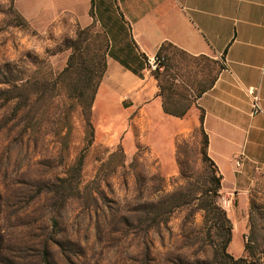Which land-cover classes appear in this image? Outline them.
Returning a JSON list of instances; mask_svg holds the SVG:
<instances>
[{"label":"rangeland","instance_id":"rangeland-1","mask_svg":"<svg viewBox=\"0 0 264 264\" xmlns=\"http://www.w3.org/2000/svg\"><path fill=\"white\" fill-rule=\"evenodd\" d=\"M29 5L32 22L19 8ZM50 5L0 0V264H178L208 258V249L185 239L200 226L199 212L187 222L185 208L169 219L161 209L156 220L153 210L187 184L201 183L202 149L207 153L203 111L196 118L191 111L197 109L195 95L225 68L223 60L211 51L192 55L164 42L156 53L170 45L160 51L164 62L157 80L152 69L135 73L105 52L110 43L101 23L108 28L114 19L108 9L126 21L118 0H95L92 23L73 31L66 28V15L51 22ZM113 32L116 47L129 41L128 34ZM81 52L84 59H105L91 108L90 144L81 108L72 106L60 76L71 54ZM108 58L137 80L153 81L163 117L147 101L136 106L130 96L119 100L120 89L111 84L97 98ZM158 83L169 85L171 94ZM165 95L188 105L183 117L164 112ZM79 159L80 172L68 173ZM236 161L222 169L213 162L222 175L217 201L232 225L227 252L244 259L240 264H264V163L237 167ZM147 213L149 219L140 221ZM247 237L252 258L244 251Z\"/></svg>","mask_w":264,"mask_h":264},{"label":"crops","instance_id":"crops-1","mask_svg":"<svg viewBox=\"0 0 264 264\" xmlns=\"http://www.w3.org/2000/svg\"><path fill=\"white\" fill-rule=\"evenodd\" d=\"M50 3L54 16L51 22L62 21L61 16L66 15V28L72 31L92 23L91 0ZM118 4L134 41L149 58L164 42L192 55L211 51L223 57L225 68L213 87L198 99L191 117L203 111L207 153L219 169L231 167L234 157L241 154L242 165L264 163V0H118ZM30 7L19 8L32 22ZM146 80L123 72L116 61L108 58L107 74L97 98L111 84L120 89L119 100L122 95L130 96L136 106L147 101V108L163 117L160 101L154 98L155 85ZM250 86L259 88L262 108V113L253 116L247 95Z\"/></svg>","mask_w":264,"mask_h":264},{"label":"trees","instance_id":"trees-1","mask_svg":"<svg viewBox=\"0 0 264 264\" xmlns=\"http://www.w3.org/2000/svg\"><path fill=\"white\" fill-rule=\"evenodd\" d=\"M94 2L95 0H91V16ZM108 11L113 12L114 19L108 28L101 23V26L103 27V30L110 43L106 46L105 52L107 54H112L113 58L118 60L124 67L132 70L135 73L139 72V69H152L149 64V57L144 53L139 52L134 40L132 39L130 26L126 21H124L123 16L119 13L117 16H115V13L117 12L116 10L113 11L112 9H108ZM99 21L101 22V20ZM113 31L119 33L123 32L124 36H127L128 34L129 41L126 42L123 47H121V42L119 43L120 47H116L118 44L115 43L116 40L114 39L116 38V35ZM82 34H84V31L79 32L77 34V38L81 37ZM164 45L170 44H163L159 51L154 55L157 65L155 69H152L151 73L157 80L161 75L159 70L163 67L164 61L160 51ZM133 50H136L138 53H134ZM84 51H86V49ZM121 55L125 56L121 57ZM83 56L84 55H82V52L72 53L67 66L62 71L60 76L62 79L61 85L63 84L62 86H65L64 88H66L68 98L72 100V106L77 105L81 108V114L85 121V137L87 144H90L93 137V128L90 123L91 108L98 83L101 79L103 71L105 70V59L103 57L101 59H96L94 55L89 59L86 57L84 59ZM222 58L223 57H221V59ZM137 65H139V67H137ZM62 77L64 80H67L64 81ZM67 81L68 83L65 84ZM215 82L216 79H214L207 88L196 94L195 99H199L205 92L210 90ZM158 86L159 88L166 90L165 93L171 94L169 85L158 83ZM165 96V100L163 101L164 112L174 117H183L186 113L188 105L185 107L179 103L180 101L168 99L169 96ZM202 121L203 113H201L200 116V122L202 123ZM204 136V148H206L208 145V138L206 134H204ZM201 155L205 164L201 183L195 186L189 183L185 188L162 200L158 204L159 207L157 205L156 207L158 208L155 207L153 210V213L157 211L155 220L158 218L159 210L161 209H163L164 214H168L169 219V215L175 209L185 208L188 210L186 221L189 220L193 211L200 213V226L196 229V231H190L189 233L185 234V239L199 242L201 246L208 249L209 257L201 260L194 259L193 261L179 259L178 264H240L244 259H234L227 252L229 243L231 241L232 225L226 216L225 211L220 207L217 201L221 188L222 175L219 173L213 161L208 157L205 149H202ZM81 165V159H79L78 162H76V164L69 169L68 173L77 175L80 172ZM148 214L149 213L145 215V218L139 217V220L146 221L149 219ZM168 219L164 218L163 220L167 221ZM249 237L251 236L249 235ZM249 237H247L244 251L250 258H252L255 256V249L252 245V238L250 239Z\"/></svg>","mask_w":264,"mask_h":264},{"label":"built area","instance_id":"built-area-1","mask_svg":"<svg viewBox=\"0 0 264 264\" xmlns=\"http://www.w3.org/2000/svg\"><path fill=\"white\" fill-rule=\"evenodd\" d=\"M155 58H149V64L151 66L152 69H155L157 62H155ZM247 95L250 101V114L253 115H257L262 113V108H261V100L259 97V88L258 87H254V86H250L247 88ZM241 155H239L237 157V161H236V166L240 167L241 166Z\"/></svg>","mask_w":264,"mask_h":264}]
</instances>
